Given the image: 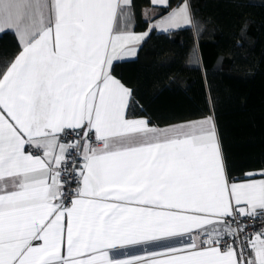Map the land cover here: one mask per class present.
Listing matches in <instances>:
<instances>
[{
  "label": "snow or ice",
  "instance_id": "1",
  "mask_svg": "<svg viewBox=\"0 0 264 264\" xmlns=\"http://www.w3.org/2000/svg\"><path fill=\"white\" fill-rule=\"evenodd\" d=\"M131 6L0 0L19 45L0 60V264H264V224L249 231L264 170L230 176L212 116L129 118L114 61L154 29L195 27L181 0L142 34L118 30Z\"/></svg>",
  "mask_w": 264,
  "mask_h": 264
},
{
  "label": "trees",
  "instance_id": "2",
  "mask_svg": "<svg viewBox=\"0 0 264 264\" xmlns=\"http://www.w3.org/2000/svg\"><path fill=\"white\" fill-rule=\"evenodd\" d=\"M181 0L157 7V16ZM195 27L153 30L137 56L114 62L113 74L133 93L129 117L153 126L212 116L231 177L264 170V0H187ZM132 0L131 27L149 21ZM19 50L13 32L0 33V60Z\"/></svg>",
  "mask_w": 264,
  "mask_h": 264
},
{
  "label": "crops",
  "instance_id": "3",
  "mask_svg": "<svg viewBox=\"0 0 264 264\" xmlns=\"http://www.w3.org/2000/svg\"><path fill=\"white\" fill-rule=\"evenodd\" d=\"M188 3V2H187ZM157 7H162V5H153L152 4V0H150V5L149 6H146V7H144V8H142V10H141V13H142V18L143 19H146V17L148 18V19H146V20H148L149 21V26H150V23H156L157 21H159V20H161L164 16H166L167 15V13L166 14H164V15H161V16H157V10H156V8ZM177 6H175V7H173L172 9H174V8H176ZM171 9V10H172ZM171 10H169V12L171 11ZM149 26H148V28H149ZM148 28L147 29H145V30H143V31H134V30H129V31H133L134 33H136V34H142V33H144L145 31H147L148 30ZM182 28V27H181ZM176 29H178V28H176ZM118 30H125V29H118ZM154 30H156V31H158V32H164V33H166V32H170V31H172V30H175V29H170L169 31H162V30H160V29H154ZM11 32V31H10ZM17 39V38H16ZM140 47V46H139ZM139 49V48H138ZM136 57V56H135ZM135 57H130V58H126V59H121V60H118V61H122V60H127V59H132V58H135ZM114 62H117V61H114ZM126 86V85H125ZM126 87H128V86H126ZM129 88V87H128ZM205 117H207V116H205ZM129 118H133V119H141V118H143V119H146V120H148L146 117H144V116H138V117H129ZM202 118H204V117H201V118H196V119H192V120H187V121H181V122H176V123H172V124H169V125H165V126H161V127H158V126H154V127H157V128H166V127H168V126H170V125H175V124H181V123H186V122H189V121H198V120H201ZM149 126L150 127H153V125H151V124H149ZM93 142V144H94V146L95 147H102V145L101 144H99V143H97V142H95V141H92ZM260 171H255V172H251V173H257V175L254 177L255 179H260L261 177L258 175V173H259Z\"/></svg>",
  "mask_w": 264,
  "mask_h": 264
},
{
  "label": "built area",
  "instance_id": "4",
  "mask_svg": "<svg viewBox=\"0 0 264 264\" xmlns=\"http://www.w3.org/2000/svg\"><path fill=\"white\" fill-rule=\"evenodd\" d=\"M93 141H95L94 135H93ZM248 223L251 224L252 221L249 220ZM261 224H264V221H257V227L255 229L250 228L249 231L250 232H252V231H259V228H260Z\"/></svg>",
  "mask_w": 264,
  "mask_h": 264
}]
</instances>
